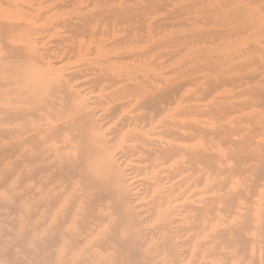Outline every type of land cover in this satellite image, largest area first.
Masks as SVG:
<instances>
[{
    "label": "bare ground",
    "instance_id": "obj_1",
    "mask_svg": "<svg viewBox=\"0 0 264 264\" xmlns=\"http://www.w3.org/2000/svg\"><path fill=\"white\" fill-rule=\"evenodd\" d=\"M0 264H264V0H0Z\"/></svg>",
    "mask_w": 264,
    "mask_h": 264
}]
</instances>
